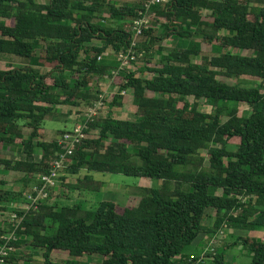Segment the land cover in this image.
I'll return each instance as SVG.
<instances>
[{
	"label": "trees",
	"instance_id": "1",
	"mask_svg": "<svg viewBox=\"0 0 264 264\" xmlns=\"http://www.w3.org/2000/svg\"><path fill=\"white\" fill-rule=\"evenodd\" d=\"M150 1L0 0V53L25 60L0 69V147L11 152L0 156V171L21 173L25 183L18 191L0 186V212L24 202L29 184L68 148L60 144L68 131L45 138L48 117L60 105L94 106L102 93L95 81L113 73L121 78L120 90L107 101V115L100 111L88 122L65 169L85 176L74 185H64L66 175L59 180L95 194L105 185L95 172L164 180L161 188L138 187V202L125 206L106 199L67 205L60 197L40 204L26 213L11 242L15 251L3 264H16L24 245L42 251L45 264H89L93 256L100 257L98 264H204L211 256L212 264H228L227 250L236 245L247 250L250 264H264V236L233 235L215 255L190 252L201 234L213 238L225 226L264 229V0L150 5L146 39L134 46L152 74L142 77L122 67L119 54L132 47L135 21ZM166 38L175 40L171 49L162 46ZM203 42L221 53L203 54ZM38 48L43 53L36 54ZM244 75L259 81H238ZM126 90L137 119L114 115ZM202 101L212 105L211 112L202 110ZM243 102L250 109L241 110ZM208 209L216 211L213 226L205 224ZM11 230V219L0 223V243ZM55 250L90 258L56 262Z\"/></svg>",
	"mask_w": 264,
	"mask_h": 264
},
{
	"label": "rangeland",
	"instance_id": "2",
	"mask_svg": "<svg viewBox=\"0 0 264 264\" xmlns=\"http://www.w3.org/2000/svg\"><path fill=\"white\" fill-rule=\"evenodd\" d=\"M43 1V0H41ZM119 2H136L138 0H118ZM204 16L208 15V11L202 12ZM153 14L154 13H150ZM152 15V16H153ZM9 23H13L12 20H8ZM225 33V32H224ZM146 39L143 35L138 37V43L143 44V41ZM174 39L173 38H166L162 42V46L166 47L167 49H171L174 47ZM143 48V45L140 46ZM203 54L205 55H214L219 54L221 52H213L211 45L203 42L202 43ZM153 51V50H152ZM232 53L238 54H250L251 52L247 50H238V49H229ZM43 53V48H38L36 50V54ZM113 54V52H111ZM167 53V50L164 54ZM141 53L139 52V57H135L132 61L126 63L125 67L127 69H132L138 71V74L142 77H150L152 76L151 73L145 71V62L142 59ZM118 58V57H117ZM154 59L155 61L159 62L160 56L154 52ZM154 61V62H155ZM198 61H202L201 58ZM25 63V60L21 57L16 55H8L0 53V69H9L12 66H21ZM157 63V62H155ZM48 68H43V71H47ZM117 73H113V75L106 76L101 82L95 81V84H98L102 93L100 96L103 95L105 99L104 106L101 108L100 111L104 115H107L109 112V105L107 103L113 100L115 94L119 92V85L122 83L119 80L121 78H117ZM221 79H226L221 77ZM228 82H237V79H226ZM247 81L251 83L250 80L259 81L256 77L244 75L238 81ZM124 91H122V94ZM128 94V92H126ZM127 94V99L124 101V109L122 113H116L115 116L124 118V119H137V106L133 103V96ZM124 95V94H123ZM190 101H194L193 97H188ZM89 105L83 104L81 107H71L69 105H60L56 108L55 112L48 117V120L45 124V129L43 134L46 139L53 140L54 138L61 136V131H71L78 125H81L83 122L84 116L89 113ZM241 110H248L250 109L249 105L246 103H240ZM213 109L212 105L207 104L205 101H202V110L206 112H211ZM226 120V118H224ZM25 132L27 134L30 133L28 128H25ZM94 134H98V131L93 130ZM11 152L8 149L0 147V156H10ZM17 155V154H16ZM208 164V161L207 163ZM64 169H67L65 167ZM85 172H80L79 175L73 174H66L65 170L62 171V175L67 176L66 182H63L64 185H74L77 183L78 178H83L85 176ZM94 177L97 180L103 181L105 183L103 189L97 194L94 192H80L79 190L69 189L63 186L62 180L58 181V187L52 193V199L55 201L56 199L61 198V200L66 203L67 205L75 204L76 202L85 201L87 206L93 205L96 201L101 200H115L118 204L125 206L127 204H135L139 200V189L138 187H156L161 188L164 186V180L152 179V178H142L137 176H128L123 173H101L95 172L93 173ZM23 174L15 172V171H0V186H3L5 189H14L16 191L22 190L25 187V183L21 180ZM38 177V176H37ZM61 179V178H59ZM6 182L5 185H2V182ZM37 183L34 181L31 182L26 189L25 193ZM219 194H222V190L218 191ZM12 212H0V223L8 222L11 219ZM216 221V211L214 209L207 210V216L205 219V224L208 226H213ZM243 236V237H263L264 236V229L259 230H240L234 229L231 227L225 226L215 237L211 238L208 234H201L197 241L192 245L189 249L191 253L200 252L201 254H212L215 255L219 248L225 247L230 245L235 238L232 236ZM33 249L28 245H24L20 250H18L19 260L16 264H45L44 258L42 256V251L39 252H32ZM90 257H82V258H75L70 256L67 251L63 250H55L52 252V260L56 262H63V261H74L78 260L80 262H84L88 260ZM213 260V256L205 257L204 264H212L211 261ZM251 257L247 250L241 245H236L234 247H230L226 253V261L228 264H250ZM100 257L93 256L91 260H89V264H98L100 263Z\"/></svg>",
	"mask_w": 264,
	"mask_h": 264
},
{
	"label": "built area",
	"instance_id": "3",
	"mask_svg": "<svg viewBox=\"0 0 264 264\" xmlns=\"http://www.w3.org/2000/svg\"><path fill=\"white\" fill-rule=\"evenodd\" d=\"M170 0H151L148 6V11L143 17L135 21L133 30L134 38L132 47L127 53L122 52L119 54V59L122 61V67H125L126 63L135 59L134 46L137 44L138 37L142 36L144 29L149 26L150 18L153 14L150 10V5L154 3H167ZM90 106V105H89ZM104 106V97L100 96V99L95 102L94 106L89 107V113L84 116L81 125H78L73 130L66 132L60 139V144L68 143V148L60 152L57 158L54 160L49 172L39 174L35 183L27 193H25L24 202H15L14 209L11 213V224L13 230L3 235L4 242L0 243V264L5 263L7 257L15 251V246L11 244L12 241L18 239L17 230L20 227L26 213L31 209H38L40 204L44 202H52V193L58 187V181L62 175L64 168L68 166V158L74 153L76 145L84 138L85 127H88V122L93 121L96 116L100 115V110Z\"/></svg>",
	"mask_w": 264,
	"mask_h": 264
},
{
	"label": "crops",
	"instance_id": "4",
	"mask_svg": "<svg viewBox=\"0 0 264 264\" xmlns=\"http://www.w3.org/2000/svg\"><path fill=\"white\" fill-rule=\"evenodd\" d=\"M128 91H129V93L131 94V91H130V90H126V91H124L123 94H124L125 96H127L128 93H126V92H128ZM130 94H128V95H130ZM130 96H131V95H130ZM123 109H124V107L119 108V109H116L115 112H114V114H116V113H122ZM116 117H117V118H121V117H118V116H116ZM122 119H124V118H122ZM29 185H31V184H29ZM29 187H30V186H29ZM29 187H28V188H29Z\"/></svg>",
	"mask_w": 264,
	"mask_h": 264
}]
</instances>
